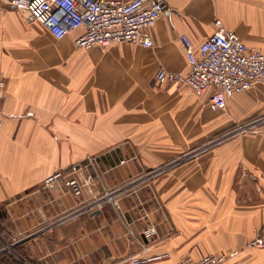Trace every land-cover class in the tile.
<instances>
[{"label":"crops","instance_id":"0c3cea01","mask_svg":"<svg viewBox=\"0 0 264 264\" xmlns=\"http://www.w3.org/2000/svg\"><path fill=\"white\" fill-rule=\"evenodd\" d=\"M163 2L152 46L84 49L82 29L57 39L0 0V250L23 264H264V248L246 246L264 225V120L212 144L264 116V84L213 111L210 91L157 81L162 68L188 72L182 36L198 45L217 20L264 52V0ZM171 159L181 164L97 214L60 219L80 198L42 184L72 173L91 197Z\"/></svg>","mask_w":264,"mask_h":264},{"label":"built area","instance_id":"2783aa9c","mask_svg":"<svg viewBox=\"0 0 264 264\" xmlns=\"http://www.w3.org/2000/svg\"><path fill=\"white\" fill-rule=\"evenodd\" d=\"M13 4L29 20L44 25L57 39L82 29L75 44L84 49L96 45L105 47L115 42L150 47L153 39L148 29L157 22L165 9L163 0H13ZM216 23V31L198 45L188 36H182L189 63L187 73L162 68L157 73V81L160 84H186L195 94L210 91V108L220 111L227 108L228 99L236 93L248 90L256 84H264V52L250 48L238 34L227 30L220 20ZM2 96L3 90L0 86V98ZM262 120L264 116L237 125L213 140L212 144L222 140V137L243 133ZM3 123L0 112V127ZM207 147L208 145L197 150ZM162 170V167H158L148 174L155 176ZM42 184L45 188L61 184L78 198L84 194L83 185L72 173L56 171L44 178ZM110 195L107 192L94 196L89 201L81 200L76 208L60 219L102 209ZM155 232V228L150 227L146 235ZM246 246L264 248V225ZM2 252L0 250V254ZM151 258H135L133 262L138 264ZM226 258L225 254H206L199 258L184 256L179 264H223Z\"/></svg>","mask_w":264,"mask_h":264},{"label":"rangeland","instance_id":"374dc122","mask_svg":"<svg viewBox=\"0 0 264 264\" xmlns=\"http://www.w3.org/2000/svg\"><path fill=\"white\" fill-rule=\"evenodd\" d=\"M168 85V84H166ZM227 131H225L223 134H225ZM222 134V135H223ZM215 136H217L218 134H214ZM219 135H221V132L219 133ZM180 160H167L162 162L161 164L151 167L150 169L146 170V171H142L140 174H138L137 176L131 177L129 180L116 185L112 188H105L104 191H102L100 194L94 195V196H101L106 194L107 192L111 193L110 198L107 199V201L105 202L104 205H106L107 203H112L115 204L117 203L119 198H122L124 196L127 195H136L138 192V189L144 185H148L151 184L152 182H154L155 180H158L159 178H161L162 176L168 174V172L175 168L176 166H178L179 164H181ZM158 167H162L163 170L156 174L155 176L148 174L150 171L154 170L155 168ZM80 197V200L82 201H89L92 197ZM80 203V202H79ZM67 213V212H66ZM3 244H1L0 246L3 247V245L6 246L5 242H2Z\"/></svg>","mask_w":264,"mask_h":264},{"label":"trees","instance_id":"16d2710c","mask_svg":"<svg viewBox=\"0 0 264 264\" xmlns=\"http://www.w3.org/2000/svg\"><path fill=\"white\" fill-rule=\"evenodd\" d=\"M0 264H23L20 260H18L12 254L6 252H2L0 254Z\"/></svg>","mask_w":264,"mask_h":264},{"label":"water","instance_id":"95a60500","mask_svg":"<svg viewBox=\"0 0 264 264\" xmlns=\"http://www.w3.org/2000/svg\"><path fill=\"white\" fill-rule=\"evenodd\" d=\"M99 212H100L99 210H95V212H93V213H94V214H97V213H99ZM7 247H8V245L5 246V248H3V250L7 249Z\"/></svg>","mask_w":264,"mask_h":264}]
</instances>
